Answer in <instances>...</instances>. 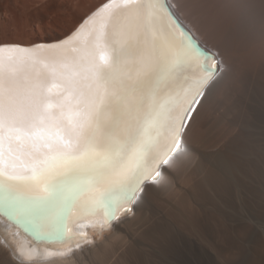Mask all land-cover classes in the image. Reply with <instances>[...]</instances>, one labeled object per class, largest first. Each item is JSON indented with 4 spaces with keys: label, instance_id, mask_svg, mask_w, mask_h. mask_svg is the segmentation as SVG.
Returning a JSON list of instances; mask_svg holds the SVG:
<instances>
[{
    "label": "snow or ice",
    "instance_id": "obj_1",
    "mask_svg": "<svg viewBox=\"0 0 264 264\" xmlns=\"http://www.w3.org/2000/svg\"><path fill=\"white\" fill-rule=\"evenodd\" d=\"M124 3L148 10L145 35L130 37L126 57L102 53L99 64L75 73L91 80L95 93L69 92L60 117L39 91L26 101L14 92L0 59V211L41 236L70 232L73 218L102 216L101 228H112L121 208L148 182L158 183L160 166L180 147L186 121L219 70L174 17V29L155 26L166 0ZM122 59L131 61L135 78L111 81L117 91L109 95V74L120 73Z\"/></svg>",
    "mask_w": 264,
    "mask_h": 264
},
{
    "label": "bare ground",
    "instance_id": "obj_2",
    "mask_svg": "<svg viewBox=\"0 0 264 264\" xmlns=\"http://www.w3.org/2000/svg\"><path fill=\"white\" fill-rule=\"evenodd\" d=\"M109 1L111 0L95 6L84 18L78 20L68 35L62 38L30 44L0 40V48H3L0 59L3 60L7 74L11 77L14 92L26 101L34 91H39L42 99L53 105L49 112L56 117L66 112L69 92L75 95L83 93L85 97L93 95L95 84L75 73L80 72L86 64H99L102 53L126 57L127 44L134 43V39L130 37L145 35L143 26L148 16L146 8L125 5L124 0H116L105 5ZM243 2L244 0L241 1L242 4L240 0H169L173 12L199 45L217 55L219 69L211 83L203 89L204 97L180 138L178 153L167 166H160L161 177L156 178L158 183L148 182L142 194L138 195L139 198L137 197L138 200L132 206V210L120 214L119 219L112 222V228H101L102 216L73 218L68 223L70 232L47 235L51 236L49 240H36L0 211V248L7 250L14 262L157 264L161 258L177 253L181 242L191 236L194 223L201 218L204 221L210 200L208 192L220 191L217 189L221 183L218 173L200 171L190 175L191 188L184 191L180 179L184 172L187 176L189 168L184 165L185 159L179 161L178 159L186 154L198 156L199 151L192 141L199 139L195 127L203 107L219 85L227 86L234 81L237 82L239 78L242 79L248 69L246 66H249L247 63L251 62L242 60L248 49L249 52L250 49L253 50L249 46L253 35L247 34V31L251 33L253 31L247 30L248 17L245 15L246 11L240 7L243 6ZM161 3H164V0H161ZM154 24L157 28H175L167 9L155 15ZM245 34L249 36L245 37ZM101 36L103 39L99 41L98 46V37ZM146 37L151 39L152 33L147 32ZM242 48L247 50L242 52ZM254 51L251 52L253 56ZM248 53L247 55L245 53L246 57ZM208 66H211V62ZM120 70L115 76L109 74L110 82L107 86L109 95L117 91V84L111 81L118 82L123 79L131 82L135 78L130 60L122 59ZM248 73L251 74V71ZM260 87L263 89L261 85ZM61 122L66 125V120ZM147 200L149 201L146 203Z\"/></svg>",
    "mask_w": 264,
    "mask_h": 264
},
{
    "label": "rangeland",
    "instance_id": "obj_3",
    "mask_svg": "<svg viewBox=\"0 0 264 264\" xmlns=\"http://www.w3.org/2000/svg\"><path fill=\"white\" fill-rule=\"evenodd\" d=\"M104 1L0 0V40L30 44L62 38ZM261 1L244 0L243 6L240 4L248 17L247 30L253 31H247L253 35L250 41L255 38L254 43H249L253 50L241 49L252 57L244 53L242 60L256 64L247 63L242 79L219 85L212 92L195 127L199 141L192 144L198 156L186 154L178 159H185L184 165L189 168L187 176L184 172L180 179L184 191L191 188L190 175L199 171L218 173L220 191L208 192L204 221L201 218L194 223L191 236L181 242L174 256L169 254L157 264H264V0ZM0 251L9 253L2 248Z\"/></svg>",
    "mask_w": 264,
    "mask_h": 264
},
{
    "label": "water",
    "instance_id": "obj_4",
    "mask_svg": "<svg viewBox=\"0 0 264 264\" xmlns=\"http://www.w3.org/2000/svg\"><path fill=\"white\" fill-rule=\"evenodd\" d=\"M114 1H116V0H111V1H109L107 4H105V5H108L109 3H111V2H114ZM164 2H165V0H164ZM166 4H167V11L168 10H170V12H171V18L172 17H174V20L175 21H178L179 22V24L180 25H182V23L174 16V14L172 13V9H171V6H170V4H169V0H166ZM169 12V11H168ZM183 26V25H182ZM184 27V26H183ZM185 28V27H184ZM186 29V28H185ZM192 36V35H191ZM192 38H193V36H192ZM194 39V38H193ZM195 40V39H194ZM196 41V40H195ZM198 42V41H197ZM199 43V42H198ZM202 48V47H201ZM203 49V48H202ZM211 66H212V62H211ZM210 66V67H211ZM215 66H216V68H218V64L217 63H215ZM218 72V71H217ZM216 72V73H217ZM213 78V77H212ZM187 122V121H186ZM8 216V218L11 220V221H13V222H15V223H17L16 222V220L12 217V216H9V215H7ZM24 230L31 236V237H33L34 239H36V240H38V239H47V240H49V239H51L50 237L51 236H41V235H38L36 232H34L33 230H31V229H25L24 228Z\"/></svg>",
    "mask_w": 264,
    "mask_h": 264
},
{
    "label": "crops",
    "instance_id": "obj_5",
    "mask_svg": "<svg viewBox=\"0 0 264 264\" xmlns=\"http://www.w3.org/2000/svg\"><path fill=\"white\" fill-rule=\"evenodd\" d=\"M0 264H17V263L12 261L6 253L0 251Z\"/></svg>",
    "mask_w": 264,
    "mask_h": 264
}]
</instances>
